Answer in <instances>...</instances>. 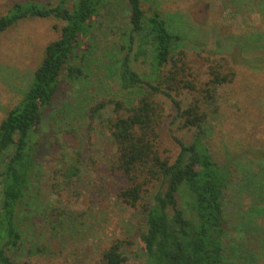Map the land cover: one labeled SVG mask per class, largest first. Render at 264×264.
Segmentation results:
<instances>
[{
    "label": "trees",
    "instance_id": "16d2710c",
    "mask_svg": "<svg viewBox=\"0 0 264 264\" xmlns=\"http://www.w3.org/2000/svg\"><path fill=\"white\" fill-rule=\"evenodd\" d=\"M101 1H14L0 15V33L24 18L52 16L63 22L59 36L45 45L21 98L0 118V264H38L29 257L31 249L23 248V234L26 211L31 209L24 197L44 146L40 126L63 81L84 73L87 52L82 51L79 63L77 49L93 40ZM128 1V27L123 32L127 52L120 59L110 53L104 67L116 72L122 91L134 90L139 96L128 105L119 98L100 99L86 115L88 132H97L101 145L108 141L114 149L107 168L122 182L119 199L129 206L147 200L141 206L144 216L136 242L142 264H242L249 254L250 264H258L257 259L264 258V146H251L252 153L248 147L247 153L217 157L206 140L217 86L232 82L236 72L213 64L205 80H196L200 76L190 71L185 52L175 50L180 36L158 8L146 11L141 0ZM237 59L264 74V48L240 52ZM135 63L147 65V79L136 72ZM180 88L198 96L182 107L171 96ZM157 93L173 100L184 126L195 128L191 141L175 138L179 150L172 160L158 147L163 104ZM81 165L70 162L60 174L71 178ZM233 189L249 191L254 199L236 229L230 230L225 201L236 195ZM242 231L249 233L247 241L253 246L234 237ZM20 250H26L23 257ZM125 260L122 241L116 240L102 251L98 264Z\"/></svg>",
    "mask_w": 264,
    "mask_h": 264
},
{
    "label": "rangeland",
    "instance_id": "374dc122",
    "mask_svg": "<svg viewBox=\"0 0 264 264\" xmlns=\"http://www.w3.org/2000/svg\"><path fill=\"white\" fill-rule=\"evenodd\" d=\"M14 1L30 0H0V15ZM34 1L54 3L56 0ZM141 1L146 11L158 8L180 36L175 50L185 52V61L193 68L190 71L200 76L196 80H205L208 66L213 64L221 63L236 72L232 82L217 86L216 100L209 107L210 129L206 140L214 155L247 153L248 147L252 153L251 146H264V74L248 69L237 59L240 52L264 48V3L260 0ZM129 12L128 0L101 1L93 40L83 41L77 49L78 58L83 57L82 51L87 52L84 57L89 61L84 65V73L69 82L63 81L45 111L40 126L44 146L24 197V201L31 202V209L26 211L23 248L31 249L32 262L98 264L102 251L120 240L126 256L124 264H142L136 242L144 216L141 206L147 200L129 206L119 199L122 182L107 168L114 149L108 141L101 145L97 132H88L86 115L88 107L100 99L119 98L128 105L134 104L139 96L134 90L122 91L116 72L104 67L110 53L120 59L127 52L123 32L128 27ZM62 24L52 16L30 17L0 33V118L21 98L41 61L45 45L59 36ZM134 68L147 79L150 71L146 64L135 63ZM155 96L163 104L158 147L161 154L172 160L179 150L175 138L189 142L195 128L183 125L171 98L162 93ZM171 96L184 107L198 94L180 88ZM70 162L81 163L80 171L71 178L63 177L60 173ZM232 191L236 195L225 201L230 230L236 229L235 225L253 206L254 199L249 191H242L243 194L236 189ZM247 231L233 235L253 246L247 241ZM37 246L41 251H36ZM19 252L21 257L26 254V250ZM248 257L242 264H250V254ZM257 261L264 264V258Z\"/></svg>",
    "mask_w": 264,
    "mask_h": 264
}]
</instances>
